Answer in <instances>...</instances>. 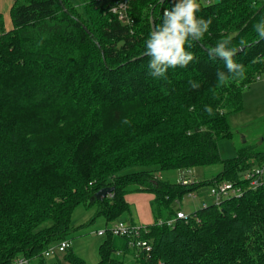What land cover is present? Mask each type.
I'll return each instance as SVG.
<instances>
[{
	"label": "trees",
	"instance_id": "trees-1",
	"mask_svg": "<svg viewBox=\"0 0 264 264\" xmlns=\"http://www.w3.org/2000/svg\"><path fill=\"white\" fill-rule=\"evenodd\" d=\"M116 1L14 0L12 28L0 30V264L16 256L90 264L70 247L52 261L43 251L70 239L71 214L81 203L96 207L90 221L126 216L132 223L130 186L151 195L153 222L140 235L150 250L107 231L93 264H126L128 257L132 264H264V181L251 188L241 179L264 167V148L240 145L222 158L218 147L233 137L228 116L242 109L243 91L264 74V39L253 27L264 19V0H198L197 17L212 23L191 49L185 45L197 59L169 68L167 79L150 75L144 51L175 0H130L131 24L109 11ZM228 36L233 47L245 43L234 57L243 79L209 55ZM218 71L229 76L226 85ZM212 164L221 168L211 178L181 182L183 172ZM131 167L143 168L122 172ZM221 182L242 194L177 218L173 204L185 194ZM104 187L112 189L96 199ZM169 218L173 224L159 223Z\"/></svg>",
	"mask_w": 264,
	"mask_h": 264
},
{
	"label": "clouds",
	"instance_id": "clouds-1",
	"mask_svg": "<svg viewBox=\"0 0 264 264\" xmlns=\"http://www.w3.org/2000/svg\"><path fill=\"white\" fill-rule=\"evenodd\" d=\"M198 0H175L171 8H165L163 11L162 23L157 25L149 34L145 42L144 55L150 57L148 67L150 75L154 78L167 79L166 73L169 68L187 67L188 64L197 59L192 51V41L199 40L212 23L211 18H198L196 13L200 10ZM254 29L257 36L264 39V19L255 24ZM232 36H228L217 42L214 48L209 51L210 57L219 58L224 61L228 74L234 77L244 78V66L234 60L239 51L237 47L231 46ZM243 40L240 41V47H244ZM217 80L220 84L226 85L229 76L223 72H217ZM190 86L195 89L199 84L195 81H189ZM205 111L209 116L213 115V109L205 106Z\"/></svg>",
	"mask_w": 264,
	"mask_h": 264
},
{
	"label": "rangeland",
	"instance_id": "rangeland-1",
	"mask_svg": "<svg viewBox=\"0 0 264 264\" xmlns=\"http://www.w3.org/2000/svg\"><path fill=\"white\" fill-rule=\"evenodd\" d=\"M248 101V99L245 101V110L243 109V111H239L238 113H231L235 114L234 116L238 117V119H244H241V123L237 122L238 119L236 120L237 123H233V118L231 117L230 127L233 131V137L218 140L219 153L222 158L233 157L236 154V148L240 145L256 144L258 147L261 146L264 148V114L253 117V113L255 112L254 108L258 106L259 103L256 105L255 101H258L257 99H254L252 104ZM141 168L143 167H131L123 170L122 172L133 171ZM220 168L221 166L219 164L197 166L191 170L192 172L188 175V177L191 181L204 180L211 178L220 170ZM184 174L185 173L183 172L182 175ZM162 175L170 180L177 179V173L175 171H166L162 173ZM129 189L133 194L139 192L134 191L133 186H130ZM208 189V186H204L199 188L197 191L192 192L191 195L190 193L185 194L180 200L173 204V206L176 208L179 207L186 213H189L203 205V202L199 200V196H201L200 194H203L207 201L209 200L212 202ZM95 209L96 207L94 205H86L82 203L78 204L74 208L70 218V248L76 255L83 258L90 264L99 260L98 245L104 238L102 235H97L96 231L109 225L103 216L94 217L90 221L94 215ZM122 218L125 220L126 216H123ZM60 255L61 254H58V256ZM48 260H54V256L48 258ZM132 263L129 262L126 264Z\"/></svg>",
	"mask_w": 264,
	"mask_h": 264
},
{
	"label": "built area",
	"instance_id": "built-area-1",
	"mask_svg": "<svg viewBox=\"0 0 264 264\" xmlns=\"http://www.w3.org/2000/svg\"><path fill=\"white\" fill-rule=\"evenodd\" d=\"M129 1L130 0H118L114 4H112L109 8V11L114 14L119 21L125 24H131L132 19L128 15L129 9ZM205 4H210L214 0H201ZM264 171V167H256L250 170H246L243 172L241 179L247 180L249 182V186L251 188H256L260 185L264 180L262 179V173ZM190 181V179L183 175L181 178V182L186 184ZM242 189L239 186H234L231 182H221L216 185H212L208 189V193L211 196L213 203L218 204L223 198L238 196L242 194ZM192 193H190L191 195ZM194 195V194H193ZM206 203H203L205 205ZM188 213L183 211H177V218H186ZM167 223L168 225L173 224L174 218H169L167 220H159V223ZM146 225L142 224H132L126 220L118 219L114 222L110 223L107 227L98 229L96 231L97 235H105L107 231L112 233L113 235L119 236H132L134 240L130 241V246L139 250H143L148 252L150 250V244L141 239L140 235L142 232L146 231ZM70 247V239H63L57 243L50 244L44 251L43 256L46 258H51L55 254L62 253L65 249ZM10 264H32L30 260L24 256H16Z\"/></svg>",
	"mask_w": 264,
	"mask_h": 264
},
{
	"label": "crops",
	"instance_id": "crops-1",
	"mask_svg": "<svg viewBox=\"0 0 264 264\" xmlns=\"http://www.w3.org/2000/svg\"><path fill=\"white\" fill-rule=\"evenodd\" d=\"M13 2H14V0H0V30H1V28H4L5 30L12 28L10 9H11ZM245 90L243 91V94H242L243 107L239 111H243V109L245 110L246 99H248L249 100L248 102H251V104H252L254 99H257L258 101H255V102H256V105L258 103H259V105L254 108L255 112L253 113L254 114L253 117H255L257 115H263L264 114V74H261L252 83H250L249 86H247L245 88ZM239 111H237V113ZM234 115L235 114H230L228 116V122L230 119L229 125H231V117L233 118L232 119L233 123H235L236 120L238 119V117H236ZM241 119L244 120L243 118H241ZM241 119H238L237 122L241 123ZM191 172L192 171L189 170V171H186L184 173L188 177V175ZM262 179L264 180V171L262 173ZM200 195L201 196H199V200L201 202H203V203H210L211 202L209 200L207 201L203 194H200ZM125 198L130 205L131 212H130V218L129 219L131 220L132 223L148 225V224H151L153 222V215H152L151 207H150V203H149L150 199H151V195L149 193L138 192L136 194H133L132 192H128L125 195ZM212 202H213V200H212ZM177 208H178V211L179 210L183 211L179 207H177ZM183 212H185V211H183ZM127 219H128V217H126L125 220L129 221ZM128 261L131 262V258L128 257Z\"/></svg>",
	"mask_w": 264,
	"mask_h": 264
},
{
	"label": "water",
	"instance_id": "water-1",
	"mask_svg": "<svg viewBox=\"0 0 264 264\" xmlns=\"http://www.w3.org/2000/svg\"><path fill=\"white\" fill-rule=\"evenodd\" d=\"M160 1L162 2L163 0H160ZM151 26L153 28L152 20H151ZM238 49L240 50L241 48H238ZM111 189L112 187L101 188L97 192H95L94 196L96 199L101 200L104 196H106L111 191Z\"/></svg>",
	"mask_w": 264,
	"mask_h": 264
}]
</instances>
